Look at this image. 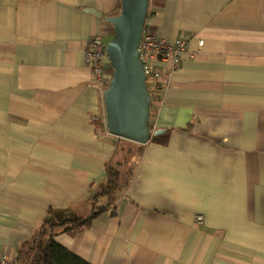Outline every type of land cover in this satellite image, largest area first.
<instances>
[{
  "label": "crops",
  "instance_id": "1",
  "mask_svg": "<svg viewBox=\"0 0 264 264\" xmlns=\"http://www.w3.org/2000/svg\"><path fill=\"white\" fill-rule=\"evenodd\" d=\"M120 7L0 0V251L11 259L46 219L89 217L107 164L140 145L106 131L113 70L107 61L100 84L86 61L94 35H114L90 9ZM145 26L187 41L151 111L166 141L125 157L134 170L114 213L54 239L90 264H264V0H150Z\"/></svg>",
  "mask_w": 264,
  "mask_h": 264
},
{
  "label": "water",
  "instance_id": "2",
  "mask_svg": "<svg viewBox=\"0 0 264 264\" xmlns=\"http://www.w3.org/2000/svg\"><path fill=\"white\" fill-rule=\"evenodd\" d=\"M150 0H121L120 13L103 16L114 29L106 53L113 70L112 79L103 93L105 123L110 135L140 145L163 133L150 126L151 94L139 58L138 47L146 25Z\"/></svg>",
  "mask_w": 264,
  "mask_h": 264
},
{
  "label": "trees",
  "instance_id": "3",
  "mask_svg": "<svg viewBox=\"0 0 264 264\" xmlns=\"http://www.w3.org/2000/svg\"><path fill=\"white\" fill-rule=\"evenodd\" d=\"M120 8L117 15L120 13ZM147 88L152 99L150 107L151 116L152 107L157 100L159 91L153 93L148 86ZM157 89L160 90L158 87ZM151 140L164 143L166 141L165 131L158 136H153ZM123 141L133 143L124 139ZM138 146L135 149L130 147L123 149L120 147L117 154L120 155L121 153V156L117 158V155H115V159L107 164L108 184L104 190L94 195L92 201L93 211L89 217L67 221L63 224H58L52 219H46L40 231L33 237L29 248L26 251H19L16 257L17 264H90L57 243L54 239V231L56 228L64 227L65 232H76L87 228L91 221L102 212L110 210L114 213L119 197L129 184L134 170V166H130V161L125 157L131 155H134V157L138 156L141 152L140 148L143 145Z\"/></svg>",
  "mask_w": 264,
  "mask_h": 264
},
{
  "label": "built area",
  "instance_id": "4",
  "mask_svg": "<svg viewBox=\"0 0 264 264\" xmlns=\"http://www.w3.org/2000/svg\"><path fill=\"white\" fill-rule=\"evenodd\" d=\"M203 43L204 41H200L199 46L202 47ZM186 47L187 41L169 44L157 37L146 26L144 27L138 52L146 75V84L153 93L159 91L157 87L161 89L162 84L165 83V76L179 69L181 57ZM86 61L92 68L94 81L105 84L104 72L108 56L106 44L101 34H96L91 38L86 50ZM157 62L165 65L166 71L161 70L162 67ZM104 127L106 128V123ZM202 220L203 217L199 216L198 221L201 222ZM0 264H17V262L16 259H11L9 255L0 251Z\"/></svg>",
  "mask_w": 264,
  "mask_h": 264
},
{
  "label": "rangeland",
  "instance_id": "5",
  "mask_svg": "<svg viewBox=\"0 0 264 264\" xmlns=\"http://www.w3.org/2000/svg\"><path fill=\"white\" fill-rule=\"evenodd\" d=\"M112 39H113V37H112ZM112 39H110V40H112ZM110 40H109V41L106 40V44H107L108 42H110ZM111 79H112V78H111ZM130 166H133V161H130Z\"/></svg>",
  "mask_w": 264,
  "mask_h": 264
}]
</instances>
